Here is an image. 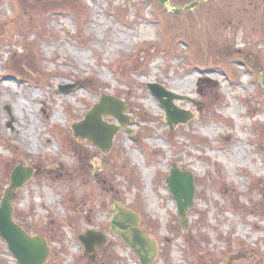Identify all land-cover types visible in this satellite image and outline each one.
Wrapping results in <instances>:
<instances>
[{
	"label": "rangeland",
	"instance_id": "obj_1",
	"mask_svg": "<svg viewBox=\"0 0 264 264\" xmlns=\"http://www.w3.org/2000/svg\"><path fill=\"white\" fill-rule=\"evenodd\" d=\"M263 76L264 0L182 15L154 0H0V202L17 166L34 171L12 217L45 241V264H139L110 231L114 204L138 216L152 264H264ZM147 84L186 98L173 103L192 119L170 131ZM101 96L129 119L106 156L70 129ZM173 165L194 177L185 230L164 185ZM86 232L105 237L93 260ZM0 264H16L1 240Z\"/></svg>",
	"mask_w": 264,
	"mask_h": 264
},
{
	"label": "water",
	"instance_id": "obj_2",
	"mask_svg": "<svg viewBox=\"0 0 264 264\" xmlns=\"http://www.w3.org/2000/svg\"><path fill=\"white\" fill-rule=\"evenodd\" d=\"M164 9L172 14H183L195 9L200 3L209 0H196L191 4L176 9L170 7L169 0H156ZM264 89V76L261 78ZM75 86L64 87V92H69ZM148 90L158 100L165 111V119L169 130L179 124H186L192 119L188 112L179 110L173 100H183L169 93L159 85H147ZM62 91V89H61ZM166 98V100H164ZM126 109L123 103L113 97L103 96L97 105H94L81 122L71 126L73 135L78 140H86L95 146L103 155H107L112 147V140L119 131V127L108 126L102 121L103 116L115 118L120 126L128 123L129 119L123 114ZM33 171L23 166H18L10 175L9 187L6 188L0 204V239L7 244L8 251L15 257L17 264H44L48 257L45 241L39 237H29L12 220V195L11 193L21 188L31 177ZM166 185L171 192L177 206V213L181 218L188 208L193 206L194 185L190 173H181L174 165ZM111 231L116 233L122 241L138 256L141 264H150L155 255L153 243L150 242L139 228L138 218L117 204L110 219ZM84 247L85 254L93 260L95 248H102L105 238L101 234L86 232L79 237Z\"/></svg>",
	"mask_w": 264,
	"mask_h": 264
},
{
	"label": "bare ground",
	"instance_id": "obj_3",
	"mask_svg": "<svg viewBox=\"0 0 264 264\" xmlns=\"http://www.w3.org/2000/svg\"><path fill=\"white\" fill-rule=\"evenodd\" d=\"M17 107H18V110L20 111V112H22L23 111V104H17ZM18 119V115H16V113H15V118H14V121L15 120H17ZM23 124V128L24 127H26V126H28V125H30V122L28 121V120H25V122H23L22 123ZM22 124H21V127H22ZM25 129V128H24Z\"/></svg>",
	"mask_w": 264,
	"mask_h": 264
},
{
	"label": "trees",
	"instance_id": "obj_4",
	"mask_svg": "<svg viewBox=\"0 0 264 264\" xmlns=\"http://www.w3.org/2000/svg\"><path fill=\"white\" fill-rule=\"evenodd\" d=\"M19 8H20V7H19ZM20 10H21V9H20ZM178 37H179V36H178ZM179 39H180V38H179ZM97 178L101 180V178L99 177V175H98V177H96V179H97Z\"/></svg>",
	"mask_w": 264,
	"mask_h": 264
}]
</instances>
